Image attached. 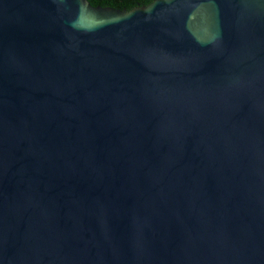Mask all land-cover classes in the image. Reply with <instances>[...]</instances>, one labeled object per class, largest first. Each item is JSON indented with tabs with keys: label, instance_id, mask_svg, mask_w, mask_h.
<instances>
[{
	"label": "water",
	"instance_id": "water-1",
	"mask_svg": "<svg viewBox=\"0 0 264 264\" xmlns=\"http://www.w3.org/2000/svg\"><path fill=\"white\" fill-rule=\"evenodd\" d=\"M0 264H264V0H0Z\"/></svg>",
	"mask_w": 264,
	"mask_h": 264
},
{
	"label": "trees",
	"instance_id": "trees-1",
	"mask_svg": "<svg viewBox=\"0 0 264 264\" xmlns=\"http://www.w3.org/2000/svg\"><path fill=\"white\" fill-rule=\"evenodd\" d=\"M93 6H110L122 10H130L135 6L147 5L152 0H88Z\"/></svg>",
	"mask_w": 264,
	"mask_h": 264
}]
</instances>
